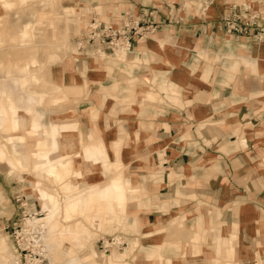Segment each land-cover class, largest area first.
Returning a JSON list of instances; mask_svg holds the SVG:
<instances>
[{"label": "rangeland", "instance_id": "obj_1", "mask_svg": "<svg viewBox=\"0 0 264 264\" xmlns=\"http://www.w3.org/2000/svg\"><path fill=\"white\" fill-rule=\"evenodd\" d=\"M98 1L100 7L95 11L87 0H0V105L9 104L11 100L18 106H23L32 96L39 99L44 96L42 101H35L34 111L42 113L41 121L45 127L50 128L52 121L58 122L57 124H75V133L71 136L73 148L58 150L61 160H69L71 163L66 167L58 166L59 179H48L26 163L32 158L28 140L31 131L29 126L25 127L28 129L25 131L13 127L16 120L26 116L25 111L14 108L8 115L5 109L0 111V115L6 114V118L13 123L12 127L7 125L11 130L9 134L15 137L24 134L27 139L21 144L28 146L17 150L13 156L9 147H3L4 144L9 146L11 139L5 141L4 136L0 138V264H15L9 225L21 216L17 202L21 197L30 200L34 208L43 212L42 218H47L44 219L47 225L45 248L50 264H85L90 263V260L107 264L108 257L113 253L121 256L119 264H186V258L191 254V245L196 243V238L189 243L187 225L198 218L207 222L209 217L214 223L213 213L199 212L201 207L196 204L203 203L197 202L198 198L194 196L188 199L191 207L173 213L171 221L166 222L168 226H163L160 219L151 225V219L157 215L151 214L143 204L150 199L145 189L150 184L149 180L156 182L157 172L161 170L156 169L155 158L159 154L153 147L155 139L145 132L142 115L150 102H156L157 105L166 103L159 97L148 98L149 89L140 88V80L135 74L139 65L130 62L131 56L123 54L129 52L105 50L97 54L98 48L94 46L86 43L83 47L78 46L77 39H82L92 20L99 18L101 22H106L102 18L106 9L102 6L108 0ZM252 1L254 2L249 0ZM26 26L28 27L25 28ZM25 29L27 36L23 35ZM252 42L258 44L254 40ZM165 45L163 41L159 43L160 47ZM54 57L56 58L53 60ZM11 65L22 69L8 73ZM58 74L63 77L64 84L60 85L58 82ZM213 76L214 74H210L204 80L208 82ZM26 80L28 86L23 88L21 83ZM30 112L27 110V113ZM54 112L57 115L53 116ZM30 119L33 123L32 114ZM1 132L0 135H4ZM58 133L56 132L55 137L59 141H69V134L63 133L60 136ZM47 141L51 142L52 139ZM117 142L119 146L114 145ZM105 143L110 145L108 150ZM97 145L101 146L104 156L93 160L83 158L86 151ZM149 158H152L149 165L135 164L147 162ZM123 160L129 163H121ZM25 164L29 168H26L28 165L24 167ZM79 165L89 166L93 170L91 174L94 176L89 181L90 184L89 175L82 177L79 174ZM134 167L138 168V173L134 171ZM140 175L144 176L143 180L137 181ZM115 178L128 180L132 188L127 190L125 203L114 206V219L112 214L96 203L90 211H87L89 206L85 204L80 210L67 216L69 204L88 198L91 188L97 190ZM40 186L57 198V214L51 219L50 212L44 209L43 202L40 201ZM181 200L179 199L182 203ZM223 200L218 204L221 205V210H233L232 201L225 204ZM205 204L209 205V202ZM190 208L197 212L186 211ZM164 213L171 217V213ZM189 230L201 233L197 245L204 242L203 229L191 227ZM119 233L128 238L126 250L100 256L97 242ZM73 234L79 235L77 239H74ZM228 247L232 248L233 242ZM153 250L157 252L156 259L151 258ZM194 253L198 255L196 250ZM173 254L176 258L174 260ZM225 254L224 252L219 256ZM159 256L161 261L157 258Z\"/></svg>", "mask_w": 264, "mask_h": 264}, {"label": "crops", "instance_id": "obj_2", "mask_svg": "<svg viewBox=\"0 0 264 264\" xmlns=\"http://www.w3.org/2000/svg\"><path fill=\"white\" fill-rule=\"evenodd\" d=\"M87 2L95 11L100 7L98 0ZM244 4L253 12L264 14V0H212L208 6L201 0H108L102 6L106 9L102 16L106 22L116 23L121 16L155 10L161 23L157 33L149 39H140L134 50L124 55L131 56L130 62L139 65L135 74L140 88L149 89L147 97H159L166 103L150 102L142 115L145 132L155 139L153 147L163 156L155 158L156 169L161 170L157 172L156 182L149 180L145 189L150 199L143 204L151 214L157 215L151 219V225L160 219L163 226H168L173 213L191 207L188 199L194 196L203 203L196 204L201 207L199 212L213 213L215 218L214 223L209 217L207 222L198 218L187 225L189 229H203L204 242L197 245L201 233L188 229L189 243L194 238L196 243L191 245L186 264H264V41L255 44L253 39L230 35L221 22L234 6ZM27 34L25 29L23 35ZM162 41L164 47L159 46ZM19 69L22 67L11 65L8 73ZM232 70L237 72L231 73ZM210 74L214 76L206 82L204 77ZM56 77L60 85L64 84L61 75ZM21 84L27 88L28 80ZM43 97L32 96L23 106L10 100L9 104L1 103L0 111L5 109L8 115L14 108L24 110L26 116L22 117L31 121V131L40 133L54 126L60 136L69 134L73 143L75 124L52 121L50 128L42 124V113L34 111V104ZM27 110L32 112L33 123ZM7 115H0V131L4 133L0 138L4 136L5 141L11 133L7 125L13 126ZM10 142L8 147L13 156L17 150L28 147L17 136ZM105 146L107 150L110 148L109 144ZM104 155L97 145L86 151L83 158L93 160ZM151 161L149 158L135 164L149 165ZM26 163H31V159ZM134 171L139 172L136 167ZM87 175L89 183L94 174ZM143 177L140 175L137 181ZM130 187L128 180L115 178L97 190L91 188L88 197L99 198L96 204L114 219V206L125 203ZM222 200L225 204L232 201L233 210H221L218 204ZM92 205H88L87 211ZM186 211L197 212L192 208ZM164 212L171 213V217ZM73 236L77 239L79 235ZM232 242L233 247L229 248ZM224 252L225 255L219 256ZM156 253L153 250L151 258ZM157 258L161 261V256ZM120 259L121 256L113 253L107 264H119ZM172 259H176L174 254ZM89 262L85 264H99Z\"/></svg>", "mask_w": 264, "mask_h": 264}, {"label": "built area", "instance_id": "obj_3", "mask_svg": "<svg viewBox=\"0 0 264 264\" xmlns=\"http://www.w3.org/2000/svg\"><path fill=\"white\" fill-rule=\"evenodd\" d=\"M208 6L212 0H201ZM226 32L230 35L264 41V14L253 12L248 5L234 6L232 11L221 20ZM161 27L155 10L140 15L121 16L119 22H101L99 18L92 20L89 27L77 39L79 47L84 43L98 48L97 54L111 52H131L140 39L149 38ZM21 216L10 225L13 242L15 264H50L45 248V229L38 224H29V220L43 219V212L34 208L27 198L17 199ZM128 238L124 234H116L97 242L100 256H108L113 252H121L128 247Z\"/></svg>", "mask_w": 264, "mask_h": 264}, {"label": "bare ground", "instance_id": "obj_4", "mask_svg": "<svg viewBox=\"0 0 264 264\" xmlns=\"http://www.w3.org/2000/svg\"><path fill=\"white\" fill-rule=\"evenodd\" d=\"M27 114L31 116V112ZM26 126H29L28 129H30L31 121L25 117H20L18 120L15 121V124L13 127H15L16 130L18 129L20 131L21 130L25 131V130H28V129H25ZM29 136H30L29 137L30 139L28 140L31 145V156H32L31 163H28L31 165L30 167L33 166L34 170L38 172L39 175L47 177L48 179L50 178H54L56 180L59 179L60 175H59L58 166L66 167L68 164H70V162L69 160L67 161L61 160V158L59 157L60 155L57 157V159H54V157L58 155L59 149L71 150L73 148L72 143H70V141H67V140H62L60 142H57L55 139L56 131L54 130V128L50 130L41 131L40 133L38 131H30ZM18 137H19V140L23 143L27 139V137L24 134H20ZM13 138H14L13 134L6 135V141L8 139H11L10 141H13ZM48 139H53V142L50 143L49 141H47ZM3 147L7 148L8 146L7 144H4ZM28 164H25L24 167H26V165ZM26 168H29V165ZM77 168H78L79 174H82V175L91 174L93 171L91 170L89 166L79 165V167ZM39 189L42 190L40 193V197L41 196L42 197L41 198L39 197L40 201L43 202L44 209H47V211L50 212L49 217L51 219V217H54L57 214V210L55 207L57 198L53 193H50L49 190L44 189L41 186L38 187V191ZM108 195L109 194L107 193L105 197H107ZM98 202H99V198H96L94 196H89L88 198L87 197L81 198V200L78 201L77 203L69 204L66 210L67 216L69 217V215L72 214L73 212L80 210V207L84 206L85 204L91 206L92 204L98 203ZM57 208H59V206ZM44 219H47V218L29 220L28 222L29 224H38L46 230L47 225H46V222H44Z\"/></svg>", "mask_w": 264, "mask_h": 264}]
</instances>
